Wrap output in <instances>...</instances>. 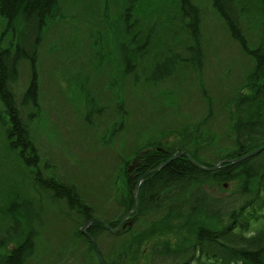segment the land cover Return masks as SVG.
Wrapping results in <instances>:
<instances>
[{"label": "trees", "instance_id": "1", "mask_svg": "<svg viewBox=\"0 0 264 264\" xmlns=\"http://www.w3.org/2000/svg\"><path fill=\"white\" fill-rule=\"evenodd\" d=\"M61 3L62 0H0V16L6 20L10 36L5 43L0 41V125L7 138H14L10 142L25 159H30L35 148L30 123L38 105L35 68L39 45L46 26L62 15ZM179 3L175 19L184 29L182 52L165 54L164 44L158 58L147 67L145 79L150 83L169 78L181 66L195 69L196 75L203 64L201 10L192 0ZM212 6L223 17L233 38L246 48L232 0H212ZM132 9V5H126L120 14L117 43L120 62L131 73L152 46L150 34L143 37L136 27ZM247 49L253 52V63L242 87L250 91L230 94L235 100L230 103L224 91L212 93L202 87L208 113L200 121H180L177 129L185 137L197 134L208 147L222 139L218 155L205 160L190 141H148L134 151L145 150V160L133 180L122 169L107 184L97 183L93 174L86 175L81 178V186L75 181L79 178L72 180L56 167L44 165V169L36 171L33 194L13 202L19 219L13 217L9 227L0 233V264H26L33 257L45 224V197L58 210H64V219L73 225L71 238H66L72 247L81 246L82 253L89 254L90 264H99L96 248L81 228L92 219L114 228L130 217L131 224L114 233L99 221L87 226L86 232L99 245L103 264H264V149L234 163L224 162L213 170L199 168L181 154L144 177L136 211L128 215L134 206L133 189L139 177L172 155L187 152L198 164L212 168L223 159L236 158L264 144V37L254 49ZM25 66L28 80L19 89ZM226 101L229 112L227 116L222 113L220 121L219 108ZM99 110L91 101L86 118L91 113L106 115V111L100 114ZM33 159L37 166L40 156ZM118 178L122 179L121 193ZM104 236L110 237L107 247Z\"/></svg>", "mask_w": 264, "mask_h": 264}, {"label": "rangeland", "instance_id": "2", "mask_svg": "<svg viewBox=\"0 0 264 264\" xmlns=\"http://www.w3.org/2000/svg\"><path fill=\"white\" fill-rule=\"evenodd\" d=\"M192 1L201 10V69L195 75V69L181 66L169 78L150 83L145 79L147 67L158 58L164 44L165 54L182 52L184 29L175 19L179 0H62V15L46 26L39 45L35 68L38 105L30 123L35 148L30 159L23 158L20 149L10 142L14 138H7L0 125V233L13 217L19 219L13 202L33 194L36 171L44 165L56 167L72 180L79 178L75 181L81 186V178L90 174L97 183L113 180L122 169L126 171L137 154L134 151L148 141H190L205 160L220 153L222 139L208 147L197 134L185 137L177 131L179 122L191 118L200 121L208 113L202 87L212 93L224 91L230 103L235 101L230 94L250 91L242 87L253 63V52L247 48L254 49L264 37V0H232L246 48L233 38L212 0ZM126 5H132V19L141 35L149 33L152 40L132 73L120 62L117 44L120 14ZM5 22L0 16L2 43L10 37ZM27 80L25 66L18 88L23 89ZM91 101L100 108V114L106 111V115L91 113L86 118ZM217 105L214 102V107ZM228 112L226 101L219 108L218 120ZM39 156L36 166L33 158ZM117 183L121 193L122 179ZM44 199L45 224L40 229L37 250L26 264H90L89 254H83L81 246L69 244L73 225L64 219V210ZM103 239L107 247L110 237Z\"/></svg>", "mask_w": 264, "mask_h": 264}, {"label": "water", "instance_id": "3", "mask_svg": "<svg viewBox=\"0 0 264 264\" xmlns=\"http://www.w3.org/2000/svg\"><path fill=\"white\" fill-rule=\"evenodd\" d=\"M262 149H264V144L261 145V146H259V147H257L256 149H254V150H252V151H249V152L245 153L244 155H239V156L236 157V158L223 159L219 164H217L216 166H214V167H212V168H207V167H204V166L198 164L195 160H193V159L188 155L187 152H181V153H177V154H175V155H172L171 157H169L168 159H166L165 161H163L162 163H160L155 169H152V170H149V171L145 172V173H144V174L138 179V181H137V183H136V185H135V187H134V190H133L134 206H133V209H132L131 211H129L128 215L131 214V213H133L134 211H136V208H137V202H138V196H137V194H138V189H139L140 182L143 180L144 176H145L146 174H148V173H150V172L156 170V169L161 168L162 166H164L165 164H167L169 161H171V160L177 158V157L180 156L181 154H184V155H185V156L191 161V163H193L194 165L198 166L199 168L206 169V170H213V169L218 168V167H219L222 163H224V162H227V163H228V162H230V163H234V162L239 161V160H241V159H243V158H245V157H249V156H251V155H254V154L260 152ZM138 158H139V156H138V157H135V158L132 160L130 166L128 167V171H129V172H130V170L132 169V167H133L134 165L137 164V160H138ZM131 178H132V177H131ZM95 221H99V222H100V220L92 219V220H90L89 222H87V223L81 228V232H82L83 234H85V235L87 236V238H89V239H91V236L86 232V228H87V226H88L90 223L95 222ZM101 222H102V221H101ZM123 222H124V221H122V222H121L118 226H116L115 228H112L110 231H111V232H114L115 230H117V229L123 224ZM104 226H105L106 228H108V225H107V224H104ZM91 241L93 242V244H94V246H95V248H96V256H97V259H98L99 263H100V264H103V262H102V260H101V253H100V250H99V246H98V244H97L93 239H91Z\"/></svg>", "mask_w": 264, "mask_h": 264}, {"label": "flooded vegetation", "instance_id": "4", "mask_svg": "<svg viewBox=\"0 0 264 264\" xmlns=\"http://www.w3.org/2000/svg\"><path fill=\"white\" fill-rule=\"evenodd\" d=\"M144 160H145V158H144Z\"/></svg>", "mask_w": 264, "mask_h": 264}]
</instances>
